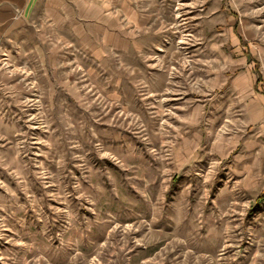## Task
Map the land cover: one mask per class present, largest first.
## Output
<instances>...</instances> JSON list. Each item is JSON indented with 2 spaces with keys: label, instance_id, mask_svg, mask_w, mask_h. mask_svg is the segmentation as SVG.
Instances as JSON below:
<instances>
[{
  "label": "rangeland",
  "instance_id": "obj_1",
  "mask_svg": "<svg viewBox=\"0 0 264 264\" xmlns=\"http://www.w3.org/2000/svg\"><path fill=\"white\" fill-rule=\"evenodd\" d=\"M137 1L129 51L2 28L0 264H264V0Z\"/></svg>",
  "mask_w": 264,
  "mask_h": 264
},
{
  "label": "crops",
  "instance_id": "obj_2",
  "mask_svg": "<svg viewBox=\"0 0 264 264\" xmlns=\"http://www.w3.org/2000/svg\"><path fill=\"white\" fill-rule=\"evenodd\" d=\"M139 7L137 0H0V32L14 16L27 21L40 11L43 19L57 29H70L89 49L104 52L125 43L129 51L132 30L146 19ZM252 75L243 71L234 86L239 95L252 96L247 109L255 119L264 111V86Z\"/></svg>",
  "mask_w": 264,
  "mask_h": 264
},
{
  "label": "trees",
  "instance_id": "obj_3",
  "mask_svg": "<svg viewBox=\"0 0 264 264\" xmlns=\"http://www.w3.org/2000/svg\"><path fill=\"white\" fill-rule=\"evenodd\" d=\"M258 81V80H257Z\"/></svg>",
  "mask_w": 264,
  "mask_h": 264
}]
</instances>
